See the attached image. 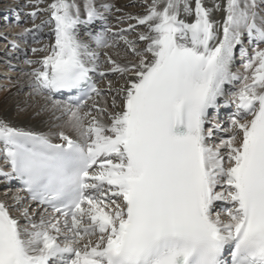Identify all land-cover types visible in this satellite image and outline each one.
I'll use <instances>...</instances> for the list:
<instances>
[{"label":"snow or ice","instance_id":"snow-or-ice-1","mask_svg":"<svg viewBox=\"0 0 264 264\" xmlns=\"http://www.w3.org/2000/svg\"><path fill=\"white\" fill-rule=\"evenodd\" d=\"M128 7L21 6L0 264H264V0Z\"/></svg>","mask_w":264,"mask_h":264},{"label":"bare ground","instance_id":"bare-ground-1","mask_svg":"<svg viewBox=\"0 0 264 264\" xmlns=\"http://www.w3.org/2000/svg\"><path fill=\"white\" fill-rule=\"evenodd\" d=\"M112 2L115 3L117 6L125 7L126 11L135 12L134 10H130L131 7L130 9L127 7L129 4V0H112ZM23 4H24V0L15 1L13 3L15 10L16 9L18 10L19 8H21ZM7 7L8 6H6V9ZM2 9H5V8H2ZM2 9H0V11ZM26 10L27 9H25L24 11ZM8 13L9 12L6 11V13L0 14V16L5 17L3 18V20L7 23V26L9 25L10 27L7 32H11V34L9 33V36L6 38H8L7 40H16V38L18 37L17 33L21 32L23 28L29 26L30 22H26L25 24H22V25H18L14 22H11L12 24L11 25L9 23L11 19L10 20L7 19L11 17L10 14ZM1 19L2 18H0V20ZM18 43L20 45H23L22 42L21 43L18 42ZM0 45H3V47L0 48V115H7L9 117H12L16 120V122L21 123L23 125L40 128L42 127V125L40 124V121L47 119L46 114L35 116L34 115V113L36 112L35 107H29L24 112H19L18 110V106L22 107L24 102L28 100L29 89L23 86V77L20 71L21 69H19L18 71L12 70V68H9L7 66L6 60H8L10 57L6 55L5 43H0ZM13 59L14 58H11V63L14 61ZM18 64H21V63H18ZM5 67H7L6 71L4 69ZM26 67L27 66L25 65V68ZM239 67L240 66L236 68H239ZM12 187L14 190L15 188L14 185ZM6 190L7 189L3 186V183L0 182V198L3 197V193Z\"/></svg>","mask_w":264,"mask_h":264},{"label":"rangeland","instance_id":"rangeland-1","mask_svg":"<svg viewBox=\"0 0 264 264\" xmlns=\"http://www.w3.org/2000/svg\"><path fill=\"white\" fill-rule=\"evenodd\" d=\"M15 1H22V0H0V9H2V8H5L6 6H8L7 7V12H9L8 14H10V19H11V21L9 22L10 24H11V22H13V19L12 18H14V16L16 15V13H17V11L19 10V12H20V16H21V25L22 24H25L26 22H30L29 21V19H28V17L27 16H25L24 15V12H26V11H24L25 9H23V10H21V8H19L18 10L16 9L15 10V8H14V5H13V3L15 2ZM129 5V4H128ZM128 7V6H127ZM129 9H130V7H128ZM133 8H135V9H133ZM130 10H134L135 12L136 11H138L139 9L138 8H136V7H131V9ZM0 18H2L1 20H0V43H5V46H6V44H7V39L8 38H6V37H8L9 36V33L11 34V32H7L8 30H9V25L7 26V23L3 20V18H5V17H2V16H0ZM28 19V20H27ZM12 25V24H11ZM16 42L18 43V42H22L20 39H19V37H17L16 38ZM19 44V43H18ZM4 46V47H5ZM3 47V45H0V48H2ZM21 47H24V45H21ZM9 59H11V58H9ZM14 61L12 62V64L13 65H15L16 67H14V68H12V70H19V69H23V68H25V65L24 64H22L23 62H22V58L20 59V60H17V59H13ZM18 63H21V64H18ZM23 65V66H22ZM238 66H240L239 65V63H237V66L236 67H238ZM6 68L7 67H5L4 69H5V71H6ZM2 74V73H1ZM10 76V75H9Z\"/></svg>","mask_w":264,"mask_h":264}]
</instances>
